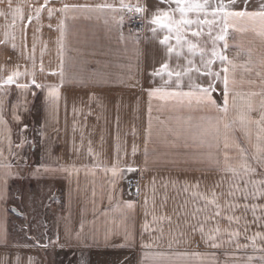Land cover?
Masks as SVG:
<instances>
[{"label": "crops", "instance_id": "obj_1", "mask_svg": "<svg viewBox=\"0 0 264 264\" xmlns=\"http://www.w3.org/2000/svg\"><path fill=\"white\" fill-rule=\"evenodd\" d=\"M122 2L148 8L140 30L124 29L134 13L121 10ZM210 2L230 4V11L264 5ZM64 5L81 7L61 13ZM48 7L57 9L51 18ZM175 7L170 0H0V79L28 72L18 83L34 78L59 92L49 102L47 88L3 86L0 165L11 175L0 190V264H29V257L32 264H80V256L82 264H264L251 257L264 251L256 236L264 234V36L259 22L246 21L245 31L229 26L227 49L218 44L235 65L211 66L221 74L211 93L221 108L229 69L226 113L150 96L152 89L189 92L209 83L194 69L179 87L175 75L150 74L165 60L173 72L189 67L187 59L201 68L186 46L169 59L159 43L166 30H150L156 9ZM225 157L237 174L225 171ZM245 162L254 171L245 173ZM116 163L123 175L113 181Z\"/></svg>", "mask_w": 264, "mask_h": 264}, {"label": "snow or ice", "instance_id": "obj_2", "mask_svg": "<svg viewBox=\"0 0 264 264\" xmlns=\"http://www.w3.org/2000/svg\"><path fill=\"white\" fill-rule=\"evenodd\" d=\"M167 2V0H166ZM171 3H174L176 7L174 9H156L155 12L152 13L151 19L149 23L153 26L150 30L153 33V36L156 35L158 30H166L167 34L159 40V43L165 47L166 53L165 55L170 59L173 55L179 57L182 52L181 49L186 46L188 53L192 56L199 55L201 57V68H197L191 59L186 60V64L189 67H186L183 72L176 71L173 72L169 68V64L167 60L162 63L159 68L155 69L152 73V76H160L163 78L165 74L171 78L173 75L177 78V87H179V80L182 75H187L193 69L200 73L203 76H207L209 78V83L207 87H200V86H193L192 90L189 92L177 91V92H162L161 89H152L150 90V96L153 94H159L161 96L171 97L176 100L177 103L187 106L189 108L192 107H204V108H215L217 111L227 112L229 108V77L228 71L229 69L225 67L223 69L224 76H223V95H224V105L221 108L219 105L216 104V101L212 99L211 93L215 90V81L221 79L220 72H214L212 70V64L219 60L222 64L227 63L235 67L232 60H230L226 55L223 54V50L217 51V47L219 42H223L224 49H227V36H228V28L231 26L237 31H245V22L251 21L253 23L259 22L260 31L259 35L264 36V5H261L258 11H230L228 10L231 5H225L223 3L213 7L211 5L210 0H170ZM45 7L42 5L39 8L35 9L36 12V19H39V14L41 9ZM81 6H69L64 5L59 9L61 13H67L70 10L77 11L80 9ZM121 10H126L128 12H133L135 15H140L142 18L144 14L148 12V8L145 5L141 4H125L122 2ZM19 12V9H16ZM57 11V9L48 7L47 12L49 18L53 15V13ZM176 14L179 15V18H176ZM192 14V17L189 16ZM203 16V19H201ZM211 17V19H209ZM134 18V17H130ZM29 22L33 19V17L29 16ZM121 23L123 22V18H121ZM207 29V31H205ZM218 29V30H217ZM190 32L191 37L196 38L195 40L188 38V33ZM207 36L208 41L210 42L212 47L211 49H207L206 43L202 41V38ZM175 40L176 43L172 44L171 41ZM0 43H5V41H0ZM15 47V45H13ZM34 51V46H33ZM208 51L211 52V58L205 59L208 55ZM43 70L41 66V71ZM25 75H32L28 72H20L14 71L7 76L6 79H0V96L4 95V85H13L15 84L18 89L27 92L30 88V85H35L38 89L47 88V96L46 100L49 102L58 101L59 92L58 87L56 85H44L37 83L36 80L33 78L31 79L30 83H18L19 77ZM63 75V73H61ZM215 77V79H212ZM35 95V94H33ZM236 97H232V106L235 107ZM15 107V106H14ZM252 105H248L249 111L251 110ZM3 104L0 102V125L5 124L6 122L3 120ZM261 109L264 110V103L261 104ZM247 117V113L241 114L239 117V122L243 125L245 123ZM13 118L19 121V116L16 115L15 110L13 112ZM261 121L264 122V112L261 115ZM259 123V122H258ZM227 127V126H226ZM27 129V125H24V128L21 131ZM26 140H22L21 144L18 147H23V144L26 143ZM9 144H11V140L9 139ZM262 154L259 158V162L264 164V150L258 149ZM133 152H135V147H133ZM119 159V156L117 157ZM226 166L225 171H232L234 174H237L236 169L230 168L227 166L228 158L225 157ZM5 167L0 165V190L4 188L6 185V177L11 175V171H4ZM241 168L245 173L252 172L254 169L249 166L246 162L241 165ZM66 170V169H64ZM128 171H134L135 169L131 165H127ZM105 171H109L108 168H105ZM112 172V179L113 181L117 180L120 176L123 175V170L120 168L118 163L113 164L112 168L110 169ZM264 195V193H261ZM0 195H2V191H0ZM209 203H213L210 201ZM128 206L131 207V202H128ZM219 215V212H217ZM232 218L229 217V220ZM145 230H147V224H145ZM217 231H219L217 229ZM201 232H203V228H201ZM232 236L238 235V233L233 232L231 233ZM257 237L264 238V234L257 233ZM215 237L209 236L208 239H214ZM77 239H79V234H77ZM255 239V237H253ZM123 246V245H121ZM148 247V245H144ZM213 246H216L215 244ZM18 259V258H17ZM264 259V257H261ZM29 264H32L31 257H29Z\"/></svg>", "mask_w": 264, "mask_h": 264}, {"label": "built area", "instance_id": "obj_3", "mask_svg": "<svg viewBox=\"0 0 264 264\" xmlns=\"http://www.w3.org/2000/svg\"><path fill=\"white\" fill-rule=\"evenodd\" d=\"M130 17H134V18H130ZM130 17L128 21L125 23L124 29L128 32H135L140 30L142 28V17L140 15H135V14H132ZM131 191L134 193L136 192L135 186H132ZM59 194H60L59 192H55L54 197L55 198L59 197Z\"/></svg>", "mask_w": 264, "mask_h": 264}, {"label": "rangeland", "instance_id": "obj_4", "mask_svg": "<svg viewBox=\"0 0 264 264\" xmlns=\"http://www.w3.org/2000/svg\"><path fill=\"white\" fill-rule=\"evenodd\" d=\"M59 192V191H58ZM60 193V192H59ZM60 195V194H59ZM57 199H58V197H57ZM220 257V256H219ZM231 257V256H230ZM251 257H256L257 258V260L258 261H260V260H264V259H261V257H264V251H258L256 254H255V256H251ZM80 258V264H82L83 263V256L81 257H79ZM250 259V258H249ZM74 264H76V263H74Z\"/></svg>", "mask_w": 264, "mask_h": 264}]
</instances>
